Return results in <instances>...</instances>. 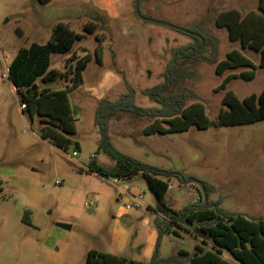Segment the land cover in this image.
<instances>
[{"label": "rangeland", "instance_id": "rangeland-1", "mask_svg": "<svg viewBox=\"0 0 264 264\" xmlns=\"http://www.w3.org/2000/svg\"><path fill=\"white\" fill-rule=\"evenodd\" d=\"M136 3L0 0V184L4 189L0 193V264H85L92 249L150 263L139 249L148 231L145 220L155 227L158 215L146 205L122 213L133 199L120 192L125 189L156 210L157 198L146 178L139 174L127 180L103 179L89 166L93 160L105 168L116 163L99 150L95 115L101 100L117 101L127 93L128 83L136 91L137 106L158 107L142 92L162 83L175 52L194 43L190 34L177 28L196 30L204 41L200 62H182L186 78L181 86L192 94L187 105L202 103L208 118L215 121L226 108L223 99L228 92L244 99L264 89L261 53L243 50L239 41L231 40L229 30L217 23L218 16L229 10L242 15L259 12L260 0L139 1L140 12L157 22L141 19ZM90 22L97 25L94 33L85 30ZM59 23L84 37L70 53L53 54L50 69L64 72L74 52L89 58L82 84L69 95L76 133L66 150L42 138L44 125L39 117L32 122L29 112L22 109L7 75L19 49L46 44ZM233 50H240L255 68L218 73V63ZM252 73L253 79L248 80ZM226 79L230 81L223 87ZM38 84L60 90L71 82L44 84L39 80ZM179 88V84L175 86V90ZM152 121L128 113L112 117L109 134L114 147L146 164L209 184L210 199L221 200V208L229 213L264 219V120L207 129L192 125L187 131L147 135L144 130ZM75 151L79 155L72 158ZM169 184L167 202L173 209L209 200L198 182L182 187L173 178ZM27 213L32 225L24 221ZM118 226L128 234L123 250L113 243ZM198 228L199 223L170 225L161 237V256H175L180 250L194 254L198 244L212 249L211 241L205 239L204 243L198 237Z\"/></svg>", "mask_w": 264, "mask_h": 264}, {"label": "trees", "instance_id": "trees-1", "mask_svg": "<svg viewBox=\"0 0 264 264\" xmlns=\"http://www.w3.org/2000/svg\"><path fill=\"white\" fill-rule=\"evenodd\" d=\"M37 1L47 4L52 0ZM136 1L139 3L141 0ZM259 10L246 15H242L238 10H229L218 16L217 23L229 30L231 40L239 41L243 50L250 49L261 53L260 66L264 67V0H260ZM138 16L145 21L152 19L141 12ZM96 29L97 25L92 22L85 25L88 33H94ZM189 31L199 34L196 30ZM191 36L194 43L175 52L163 74L164 81L142 92L158 107L137 106L136 91L127 82V93L117 101L104 99L99 102L95 115V125L101 138L99 150L111 155L116 163L112 168H105L93 160L89 170L105 179L127 180L139 174L146 178L149 188L157 198L156 210L161 215L156 219L159 240L149 264H264V219L251 220L243 215L229 213L221 208V200L210 199L212 187L209 184L199 182L181 172L160 169L122 154L114 147L110 138L109 120L120 113L153 120L144 130L147 135L187 131L192 125L207 129L212 125L229 127L264 120V89L260 94H251L244 99L238 98L231 91L228 92L223 99L226 108L221 110L215 121L208 118L202 103L187 105L192 94L185 86H181L186 78L181 69L182 62L187 59L200 62L204 45L203 39ZM83 37L66 24L59 23L54 27L46 44L32 43L29 47L20 48L8 67V78L25 106L23 110L29 112L32 122L39 117L44 125L41 130L42 138L51 139L53 144L65 150L73 143L71 136L76 133L69 95L82 84L83 72L88 67L89 58L78 57L74 52L66 62V70L60 72L50 69L51 57L53 54L70 53L77 40ZM240 67L255 68V65L240 50H233L226 60L218 63L217 72L222 74L229 69ZM253 77L252 73L248 80ZM39 80L44 84L65 80L71 82V85L64 89L51 90L41 88ZM229 81L226 79L223 87ZM178 84L180 88L175 90ZM173 178L178 179L182 187L191 185L192 182L200 183L209 200L200 199L181 210L173 209L167 202L169 181ZM3 190L0 184V193ZM24 221L32 225L29 213L25 215ZM182 223H199L197 235L204 243H207L205 239L211 241L212 249L198 244L194 254L180 250L175 256L163 258L159 251L163 233L170 225ZM85 264L145 263L92 249L87 253Z\"/></svg>", "mask_w": 264, "mask_h": 264}, {"label": "crops", "instance_id": "crops-1", "mask_svg": "<svg viewBox=\"0 0 264 264\" xmlns=\"http://www.w3.org/2000/svg\"><path fill=\"white\" fill-rule=\"evenodd\" d=\"M109 74L106 75V78H108ZM14 88V87H13ZM15 90V88H14ZM16 92V91H15ZM95 174V173H94ZM97 175V174H96ZM99 176V175H98ZM101 177V176H99ZM102 178V177H101ZM104 179V178H103ZM144 200L140 198V206L138 208H142L143 205H146L148 208H150L153 212H156L158 216H161L157 210L152 209L150 204H146L143 202ZM136 207L138 206V203H134ZM127 213V212H122ZM146 224L148 226V231L146 234H144V240L143 245L140 247L139 252L143 253L145 258L151 259L155 250V247L157 245V242L159 240V232L157 230V226L151 227V221L149 219H146ZM55 234H57V231H55ZM128 234H126V231L123 230L121 226H118L117 231L114 234L113 243L119 250H123L125 248V243L127 241ZM96 250V249H95ZM90 251V250H89ZM88 251V252H89ZM101 251V250H99ZM103 252V251H101ZM115 254V253H113ZM129 259V258H127ZM130 260V259H129ZM134 260V259H132Z\"/></svg>", "mask_w": 264, "mask_h": 264}, {"label": "built area", "instance_id": "built-area-1", "mask_svg": "<svg viewBox=\"0 0 264 264\" xmlns=\"http://www.w3.org/2000/svg\"><path fill=\"white\" fill-rule=\"evenodd\" d=\"M7 75H8V70H7ZM21 107H22V109L25 108V106H23V105ZM78 155H79L78 152L75 151V152H73V157L72 158L77 157ZM115 181H117V180L115 179ZM120 192H121V194L130 195L132 197V199H133V201H132L133 203L130 202V203H128V204H126L124 206V212L131 211L134 208V206H136L134 203H138L137 207L140 206V197H136V196H133V195L127 193V191H125V189H121ZM91 199H93V198H91ZM92 206H93V202L91 201L90 202V207H92Z\"/></svg>", "mask_w": 264, "mask_h": 264}, {"label": "water", "instance_id": "water-1", "mask_svg": "<svg viewBox=\"0 0 264 264\" xmlns=\"http://www.w3.org/2000/svg\"><path fill=\"white\" fill-rule=\"evenodd\" d=\"M136 12H137V14L138 15H140V10H139V5H138V1H137V3H136ZM149 21H151V22H157V21H154V20H152V19H149ZM164 25H167V26H172V25H169V24H164ZM178 30H181V31H183V32H186L187 34H190V35H193V36H195V37H197V38H200L201 40L203 39L202 38V36H200L199 34H195V33H193V32H191V31H189V30H182V29H179V28H177ZM207 199V198H206ZM65 229H71V227L70 226H63Z\"/></svg>", "mask_w": 264, "mask_h": 264}]
</instances>
